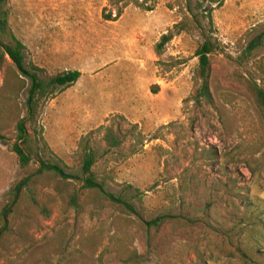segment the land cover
Here are the masks:
<instances>
[{"label":"rangeland","instance_id":"374dc122","mask_svg":"<svg viewBox=\"0 0 264 264\" xmlns=\"http://www.w3.org/2000/svg\"><path fill=\"white\" fill-rule=\"evenodd\" d=\"M7 14L27 69L81 77L39 102L26 130L48 150L20 167L27 94L3 89L10 62L0 66V264H244L246 204L264 208V125L245 87H264V0H8ZM206 41L213 104L199 106ZM84 145L102 192L81 188ZM40 160L70 176L61 193L36 177Z\"/></svg>","mask_w":264,"mask_h":264},{"label":"trees","instance_id":"16d2710c","mask_svg":"<svg viewBox=\"0 0 264 264\" xmlns=\"http://www.w3.org/2000/svg\"><path fill=\"white\" fill-rule=\"evenodd\" d=\"M207 1V0H203ZM8 0H0V66L3 63L10 62V70L4 78L3 89L11 96H18L26 90V117L17 120L16 132L17 141L12 146V151L15 153L20 167L27 166L37 156V153L47 151V144L43 138L42 132L34 130L29 133L26 130V123H32L36 114L38 104L41 100L51 98L52 90L55 88L67 89L74 85L81 77L78 71H66L54 76H46L41 69L31 66L27 69L24 64L23 52L25 46L16 39L11 33L8 23L7 14ZM121 15V13H118ZM209 19L210 16H208ZM181 24L174 25L175 34H179L182 29ZM174 34L168 32L161 36L160 41L156 45V50L170 42ZM255 47V45H254ZM251 49H248V53ZM215 51L213 44L209 41L204 42L196 51L195 56L198 59V70L195 73V84L198 86L193 96L195 104L202 105L213 104V99L209 90V70L210 56ZM246 90L251 96L253 103L258 110L262 123L264 125V87L257 85L254 82L246 83ZM104 140L108 149H116L122 139L111 129L106 128ZM40 147V148H39ZM95 163V155L92 150L86 145L81 147L80 166L82 177V189H91L103 191V183H98L92 173V167ZM46 175L54 180V189L57 193H61L63 183H68L70 178L65 173L63 168L58 164H53L49 161H39V167L36 177ZM20 182L15 188L16 194L14 198L19 196L22 188L26 186L25 182ZM69 197L72 203H75L77 194L73 189L68 188ZM246 220L248 221L249 232L246 233L247 239L251 242L250 246L240 251V256L244 264H264V208L261 203L246 204ZM6 217V215H5ZM166 217H157L147 223L148 228L158 229L165 221ZM129 263L135 264L134 258L129 257Z\"/></svg>","mask_w":264,"mask_h":264}]
</instances>
